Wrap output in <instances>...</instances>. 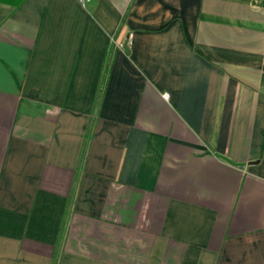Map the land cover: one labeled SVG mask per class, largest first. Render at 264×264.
I'll use <instances>...</instances> for the list:
<instances>
[{
	"label": "crops",
	"instance_id": "0c3cea01",
	"mask_svg": "<svg viewBox=\"0 0 264 264\" xmlns=\"http://www.w3.org/2000/svg\"><path fill=\"white\" fill-rule=\"evenodd\" d=\"M0 264H264V0H0Z\"/></svg>",
	"mask_w": 264,
	"mask_h": 264
},
{
	"label": "built area",
	"instance_id": "2783aa9c",
	"mask_svg": "<svg viewBox=\"0 0 264 264\" xmlns=\"http://www.w3.org/2000/svg\"><path fill=\"white\" fill-rule=\"evenodd\" d=\"M81 3H83L84 5L89 2L90 0H79Z\"/></svg>",
	"mask_w": 264,
	"mask_h": 264
}]
</instances>
